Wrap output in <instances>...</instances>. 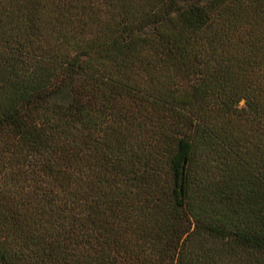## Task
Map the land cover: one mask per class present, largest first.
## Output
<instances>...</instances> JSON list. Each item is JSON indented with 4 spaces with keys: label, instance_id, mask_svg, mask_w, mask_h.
<instances>
[{
    "label": "trees",
    "instance_id": "1",
    "mask_svg": "<svg viewBox=\"0 0 264 264\" xmlns=\"http://www.w3.org/2000/svg\"><path fill=\"white\" fill-rule=\"evenodd\" d=\"M0 264H264V0H0Z\"/></svg>",
    "mask_w": 264,
    "mask_h": 264
}]
</instances>
